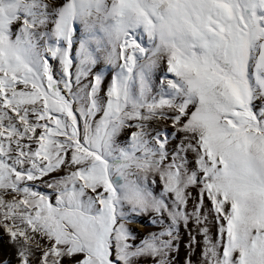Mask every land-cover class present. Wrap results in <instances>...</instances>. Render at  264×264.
Wrapping results in <instances>:
<instances>
[{
    "label": "snow or ice",
    "instance_id": "1",
    "mask_svg": "<svg viewBox=\"0 0 264 264\" xmlns=\"http://www.w3.org/2000/svg\"><path fill=\"white\" fill-rule=\"evenodd\" d=\"M182 246L264 264V0H0V264Z\"/></svg>",
    "mask_w": 264,
    "mask_h": 264
},
{
    "label": "rangeland",
    "instance_id": "2",
    "mask_svg": "<svg viewBox=\"0 0 264 264\" xmlns=\"http://www.w3.org/2000/svg\"><path fill=\"white\" fill-rule=\"evenodd\" d=\"M184 255H185V250H184V248L182 246L181 250H180V253H179L178 257H177L178 264H182Z\"/></svg>",
    "mask_w": 264,
    "mask_h": 264
}]
</instances>
